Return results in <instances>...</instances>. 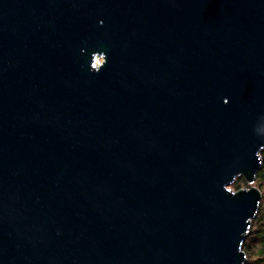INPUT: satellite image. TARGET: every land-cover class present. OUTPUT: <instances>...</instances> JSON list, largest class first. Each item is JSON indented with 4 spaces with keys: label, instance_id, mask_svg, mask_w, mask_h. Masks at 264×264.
<instances>
[{
    "label": "water",
    "instance_id": "95a60500",
    "mask_svg": "<svg viewBox=\"0 0 264 264\" xmlns=\"http://www.w3.org/2000/svg\"><path fill=\"white\" fill-rule=\"evenodd\" d=\"M262 149L264 0H0V264H242Z\"/></svg>",
    "mask_w": 264,
    "mask_h": 264
},
{
    "label": "rangeland",
    "instance_id": "374dc122",
    "mask_svg": "<svg viewBox=\"0 0 264 264\" xmlns=\"http://www.w3.org/2000/svg\"><path fill=\"white\" fill-rule=\"evenodd\" d=\"M94 59V63L95 65H98L101 61H102V58L101 56H95ZM264 151V149L262 151H260V165H264V156L263 154H261L262 152ZM264 169V167H263ZM257 173V172H256ZM251 186H258L260 188V202H264V180H259L258 177H256V174H255V177H254V180L252 181V183H249L246 181V179L243 177V176H237L235 179H234V182H231L230 184L227 185V189L232 191V192H236L237 190H242V189H248L250 188ZM264 224H255L254 227L250 228L249 230V233L247 234L248 236L246 237V240H249V251L247 252V261H250L251 259H254L257 257V246L259 245V233L257 230L260 228H262Z\"/></svg>",
    "mask_w": 264,
    "mask_h": 264
},
{
    "label": "trees",
    "instance_id": "16d2710c",
    "mask_svg": "<svg viewBox=\"0 0 264 264\" xmlns=\"http://www.w3.org/2000/svg\"><path fill=\"white\" fill-rule=\"evenodd\" d=\"M263 150V149H262ZM261 150V151H262ZM264 156V151L261 153ZM264 165H260V167L257 170L256 177L259 178V180H264ZM258 187V186H257ZM259 188V187H258ZM260 189V188H259ZM238 191V190H237ZM256 212L254 216L251 218L249 227L247 229V232L245 233V236L243 238L242 244H241V249L244 251V259L242 264H264V225L260 226V228L257 230L259 233L258 238L259 240V245L257 246V257L254 259H251L250 261H247V252L249 251V240H246V237L248 236L247 234L249 233L250 228L254 227L255 224H264V202H260L258 204V207H256Z\"/></svg>",
    "mask_w": 264,
    "mask_h": 264
},
{
    "label": "bare ground",
    "instance_id": "6f19581e",
    "mask_svg": "<svg viewBox=\"0 0 264 264\" xmlns=\"http://www.w3.org/2000/svg\"><path fill=\"white\" fill-rule=\"evenodd\" d=\"M257 172V171H256ZM256 174V173H255ZM254 177H255V175H254ZM254 180V179H253Z\"/></svg>",
    "mask_w": 264,
    "mask_h": 264
}]
</instances>
